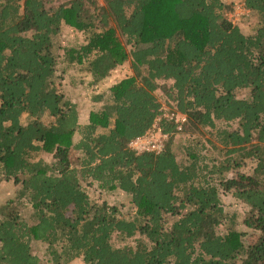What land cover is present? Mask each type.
Here are the masks:
<instances>
[{
    "label": "trees",
    "instance_id": "obj_1",
    "mask_svg": "<svg viewBox=\"0 0 264 264\" xmlns=\"http://www.w3.org/2000/svg\"><path fill=\"white\" fill-rule=\"evenodd\" d=\"M242 2L249 31L223 0H0V181L18 187L0 204V264H41L32 240L50 264H264V0ZM63 26L83 37L57 58ZM125 61L131 75L93 94L79 124L52 86L57 63L91 86ZM157 90L183 122L163 116ZM154 125L163 150H132ZM246 159L250 175H228ZM84 182L120 190L133 213L92 202ZM114 235L138 237L116 247Z\"/></svg>",
    "mask_w": 264,
    "mask_h": 264
},
{
    "label": "rangeland",
    "instance_id": "obj_2",
    "mask_svg": "<svg viewBox=\"0 0 264 264\" xmlns=\"http://www.w3.org/2000/svg\"><path fill=\"white\" fill-rule=\"evenodd\" d=\"M102 0H98L99 4H101ZM226 3H232L231 9L226 13L227 18L233 22L234 24L238 25L245 31H249L253 22H255L256 17L255 15L251 14L248 10L245 9L242 0H223ZM82 34L72 30L67 26H63L60 32H58L52 39V51L57 58H61L63 54V48L71 41L81 40ZM63 65L57 63L56 65V76L53 80L52 86L66 99H69L72 103L75 104L77 112H78V122L79 124H83L86 122L89 112L93 109V107L97 108L100 103L93 102L92 95L96 93H100L102 91H106L107 88L117 82L118 80L131 75L132 70L130 68V64L128 61H125L114 70H112L111 74L103 80L99 85H91L88 86L86 82L90 81V76L87 73H80L76 72L77 74H71L66 72L63 73ZM63 74V75H62ZM158 99L161 102V110L166 113L175 112L174 106L175 104L172 101H168L164 94L157 90ZM236 95L238 97H244L247 95L246 90H238ZM26 115L21 117V121L24 123L27 121ZM50 120V119H49ZM47 121V120H45ZM232 127H235L233 125ZM187 135L177 133L174 135L172 139V148L176 153L177 159H180L183 155V150L181 149V145L184 144V138ZM195 136H199L203 139V136L200 133H196ZM79 136L76 133L75 138L77 139ZM157 136H154L151 140L153 143L156 142ZM167 140V139H166ZM165 140V142H166ZM52 154L48 152H39L33 154V158L38 159L41 158L47 162L52 160ZM254 162L246 159L238 168L232 170V172L228 173V175L245 177L250 175L253 167ZM17 186L12 183V181L8 180H1L0 181V204L5 202L7 199H11L14 197ZM83 188L85 189L86 193L89 196V199L92 202H105L110 205H116L124 214L130 215L133 213L132 208L129 204L128 197L126 194L121 192L120 190H106L100 188L96 183H83ZM223 203L228 206V209L235 210L238 213H242L243 205L239 202L233 200L229 195L224 194ZM23 217L24 219H29L30 207L26 206L23 208ZM172 219V217H171ZM241 228V225L238 227ZM223 227L219 226L217 231H222ZM138 236H133L131 238H126L125 240L120 239L117 236H113L112 243L116 247H122L125 244L134 245L135 239ZM31 249L33 254H35L41 264H50L47 260V255L45 251V244L32 240L31 242ZM69 264H83L81 258H75Z\"/></svg>",
    "mask_w": 264,
    "mask_h": 264
},
{
    "label": "built area",
    "instance_id": "obj_3",
    "mask_svg": "<svg viewBox=\"0 0 264 264\" xmlns=\"http://www.w3.org/2000/svg\"><path fill=\"white\" fill-rule=\"evenodd\" d=\"M163 116L168 118V119H175V121H184L185 117L179 113L176 112H171V113H166L164 111ZM154 136H157L156 142L153 143L149 139H153ZM167 139V136L165 134H162L160 129L156 127L155 125L147 132L146 135L142 137H138L134 140H132L129 143V147L137 152H142V151H155V152H160L164 148L165 140Z\"/></svg>",
    "mask_w": 264,
    "mask_h": 264
}]
</instances>
